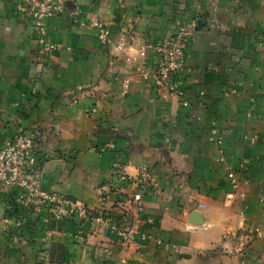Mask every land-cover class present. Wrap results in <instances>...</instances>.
Returning <instances> with one entry per match:
<instances>
[{
    "label": "crops",
    "instance_id": "crops-1",
    "mask_svg": "<svg viewBox=\"0 0 264 264\" xmlns=\"http://www.w3.org/2000/svg\"><path fill=\"white\" fill-rule=\"evenodd\" d=\"M66 9L45 19L57 47L48 55L17 0H0V148L21 131L39 135L43 187L92 210L105 197L115 217L117 199L138 189L119 181L115 163L132 177L148 167L154 180L130 212L152 237L124 246L88 224L81 243L75 223L0 186V264H45V255L52 264H264V0H67ZM192 22L178 74L184 105L142 78L152 47L129 56ZM110 141L116 148L104 149Z\"/></svg>",
    "mask_w": 264,
    "mask_h": 264
},
{
    "label": "built area",
    "instance_id": "built-area-1",
    "mask_svg": "<svg viewBox=\"0 0 264 264\" xmlns=\"http://www.w3.org/2000/svg\"><path fill=\"white\" fill-rule=\"evenodd\" d=\"M66 2L67 0H17L18 11L31 20L37 41L45 54L54 55L57 48L49 38V29L45 19L67 12ZM70 15L76 19L79 17V12L72 11ZM91 25L98 30L103 44L111 43L110 29L104 21L92 18ZM195 27L196 22L180 24L160 42L145 43L140 47L137 56H129V60L137 62L139 57L147 55L148 47H152L157 54V59L151 69L143 64L139 66L142 78L160 93L167 92L170 95L181 97L184 105L189 103L185 99V91L178 74L185 65L190 46V32ZM130 38L133 37L130 35ZM36 136L32 132L21 131L5 140L0 148V186L16 189V202L37 210L45 208L50 217L55 220L72 221L76 225L75 237L81 243L85 241L89 232L88 224L111 231L124 246L129 245L138 237L141 240L152 237L139 230L130 212L133 205L141 207L144 192L154 180V175L148 167L142 166L137 177H132L125 172L120 162L115 163V172L120 182L138 185L136 191L123 195L122 199H117L120 203V211L119 216L115 217L106 206L105 197L102 198V207L92 210L81 199L43 187V157ZM105 148L115 149L116 144L110 141ZM229 177L234 184H237L238 180L233 171L229 173ZM199 206L205 207L206 205L200 203ZM43 261L45 264H52L48 255L44 256ZM121 264H128V260L122 258Z\"/></svg>",
    "mask_w": 264,
    "mask_h": 264
},
{
    "label": "water",
    "instance_id": "water-1",
    "mask_svg": "<svg viewBox=\"0 0 264 264\" xmlns=\"http://www.w3.org/2000/svg\"><path fill=\"white\" fill-rule=\"evenodd\" d=\"M199 216H200V214H199L197 211H193V212L191 213L190 218H191L192 222H195V223H196V222L199 221V220H198Z\"/></svg>",
    "mask_w": 264,
    "mask_h": 264
},
{
    "label": "trees",
    "instance_id": "trees-1",
    "mask_svg": "<svg viewBox=\"0 0 264 264\" xmlns=\"http://www.w3.org/2000/svg\"><path fill=\"white\" fill-rule=\"evenodd\" d=\"M36 138H37V140H39V139H40L39 135H38V136H36Z\"/></svg>",
    "mask_w": 264,
    "mask_h": 264
}]
</instances>
